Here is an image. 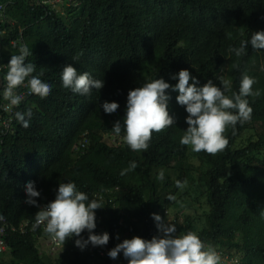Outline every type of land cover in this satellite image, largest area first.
I'll return each instance as SVG.
<instances>
[{
    "label": "trees",
    "instance_id": "trees-1",
    "mask_svg": "<svg viewBox=\"0 0 264 264\" xmlns=\"http://www.w3.org/2000/svg\"><path fill=\"white\" fill-rule=\"evenodd\" d=\"M81 1L69 23L27 0H16L5 16L29 27L24 42L32 54L25 63L36 66L32 75L51 91L22 105V113L32 112L28 128L15 117L14 134H0V215L10 227L0 236L5 247L0 264H128L123 253L116 261L107 253L117 236L123 241L159 235L153 213L171 219L180 233L195 232L218 254L236 252L241 264H264V50L249 44L239 57L229 52L264 31V0ZM10 26L0 15V28ZM18 51H5L0 64ZM69 63L78 73L104 81V87L88 95L65 88L60 73ZM181 70L198 79V86L212 80L222 87L223 77L230 82L225 93L230 97L239 94L244 73L254 78L253 92L260 95L246 97L253 122L238 123L235 134L229 127L222 152L190 149L189 154V146L180 143L188 113L177 103L179 93L169 89L176 123L153 132L146 151L131 150L123 127L119 136L112 131L125 116L128 92L157 78L175 86L172 76ZM105 101L119 104L117 114L103 111ZM112 135L114 141L106 137ZM133 161L138 167L121 175ZM161 169L163 181L157 179ZM177 180L186 181L182 189ZM29 182L41 193V206L67 182L75 183L88 202L101 203L94 234H109L107 251L90 244L82 251L75 246L80 237H73L52 253L44 245L50 237L43 227L32 229L39 209L24 203ZM169 195L176 199L169 201ZM23 222L29 226L20 233ZM88 235L87 230L81 234L85 240Z\"/></svg>",
    "mask_w": 264,
    "mask_h": 264
},
{
    "label": "clouds",
    "instance_id": "clouds-1",
    "mask_svg": "<svg viewBox=\"0 0 264 264\" xmlns=\"http://www.w3.org/2000/svg\"><path fill=\"white\" fill-rule=\"evenodd\" d=\"M27 1L30 3L28 5L44 8L47 15L50 12L54 13L57 18L64 19L66 23H69L71 13L78 10L82 4L81 0ZM15 2L16 0H5L0 4L2 24L11 25L0 28V61L3 60L5 51L19 49L20 53L19 55L9 53L11 59L0 64V71L7 68L4 75L0 74V134L2 137L14 134L15 117L22 127L28 128L32 112L29 109L22 113V105L34 94L46 98L51 91V85L43 82L39 76L32 75L36 71V66L25 63L26 57L32 54L24 42V36H27L29 27L20 26L15 18L9 21L5 17L7 10ZM13 28L16 30V37L12 35ZM249 44L253 50H264V31L252 33L250 41H241L240 47L229 48V52H234L239 57ZM60 76L65 88L80 95H88L92 89L101 90L104 87V81L93 79L87 72L78 73L72 63L63 67ZM172 79L178 80L175 86L170 85L163 78H157L128 92L125 116L122 123L115 122L112 131L119 136L123 127L125 133L123 139L131 150L146 151L153 132L160 133L176 123L169 111L171 97L166 94L169 89L179 93L176 97L177 103L185 107L188 113L186 118L188 128L184 131L180 143L189 146V154L191 149L196 153L203 151L209 155H216L225 150L229 144V139L225 136L229 127L235 134L238 123L242 125L248 121L253 122L251 119L253 109L249 106L246 97L259 96L260 93L253 92L256 81L247 73L241 77L239 94L233 93L231 97L225 94L230 91V82L223 77L219 78L222 87L216 86L212 80H208L203 86H198L199 80L194 78L188 70L179 71L177 75L172 76ZM101 107L107 114H117L120 106L116 102L105 101ZM106 137L115 140L113 135ZM137 167V163L133 161L121 172V175ZM157 179L164 180L163 169L160 170ZM185 184L186 181L184 183L176 181L177 188L182 189ZM26 196L24 203L39 209L35 214L34 227L44 225L43 229L50 237L44 240V245L48 248H51L52 241L65 244L73 237H80L75 240V246L82 251L89 244L93 247H102L109 243L110 236L107 232L94 234L97 227L96 210L104 207L95 199L88 202V196L78 191L75 183H59L55 199L43 206L37 203L41 193L36 190L35 183L27 184ZM167 199L174 201L176 197L169 195ZM152 219L156 222L159 235L150 240L136 236L122 241L119 236L115 237L117 245L107 253L112 261H116L120 253H123L128 264L242 263L241 254H238L241 255L240 259L234 254H218L211 246H206L195 232L180 233L171 219L168 221L155 213L152 214ZM0 221L3 223L0 227V236H2L10 227L2 215H0ZM28 226L29 222H23L18 231L25 233ZM1 230H4V233ZM86 230L89 235L85 240L81 234ZM3 251L5 247L0 244V252Z\"/></svg>",
    "mask_w": 264,
    "mask_h": 264
},
{
    "label": "built area",
    "instance_id": "built-area-1",
    "mask_svg": "<svg viewBox=\"0 0 264 264\" xmlns=\"http://www.w3.org/2000/svg\"><path fill=\"white\" fill-rule=\"evenodd\" d=\"M17 95L21 96L20 94H17ZM40 227H43L44 228V225H41ZM34 228H36V227H33L32 229H34ZM1 231L4 233V230H1ZM0 244L3 245L2 241H0ZM60 246H61V244H57V243H55L53 241L50 244V247H51L52 252H54V251L56 252L58 249H60ZM102 249H103V251H107L106 246H102Z\"/></svg>",
    "mask_w": 264,
    "mask_h": 264
},
{
    "label": "rangeland",
    "instance_id": "rangeland-1",
    "mask_svg": "<svg viewBox=\"0 0 264 264\" xmlns=\"http://www.w3.org/2000/svg\"><path fill=\"white\" fill-rule=\"evenodd\" d=\"M171 212H172V214H175V212H176V209H171ZM181 222V221H180ZM236 252H234L233 254L234 255H236L239 259L241 258V255H238V254H235Z\"/></svg>",
    "mask_w": 264,
    "mask_h": 264
}]
</instances>
